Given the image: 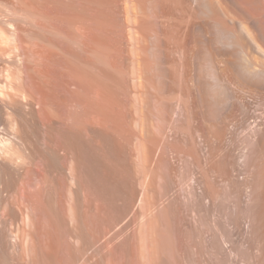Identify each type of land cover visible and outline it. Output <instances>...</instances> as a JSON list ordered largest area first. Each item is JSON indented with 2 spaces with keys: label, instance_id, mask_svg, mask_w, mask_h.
Segmentation results:
<instances>
[{
  "label": "bare ground",
  "instance_id": "bare-ground-1",
  "mask_svg": "<svg viewBox=\"0 0 264 264\" xmlns=\"http://www.w3.org/2000/svg\"><path fill=\"white\" fill-rule=\"evenodd\" d=\"M20 4L25 5L19 26L24 34L19 35L23 83L17 93L11 81L4 86L12 121L9 133L0 129V180L7 176L4 187L19 186L13 188L19 203L34 205L25 216L28 228L18 225L11 230L13 237L49 236L57 229L56 221L73 223L80 215L86 224L88 198L74 195L87 193L85 180L94 174L83 185L78 170L89 163L104 168V141H117L112 142L118 150L114 167L119 164L122 172L110 163L106 168L124 172L118 173L120 179L135 169L140 172L125 179L131 187L125 191L128 203L127 196L116 194L124 197L125 205L147 206L149 226L157 217L153 209L162 202L150 194L154 174L158 179L154 172L164 166L170 253L179 248L181 264H204L205 253L207 264H264V0ZM4 35L0 30V39ZM164 93L172 98L166 100ZM87 141H96L92 145L97 156ZM84 155L90 162L83 157L87 163L80 166ZM96 170L98 181L91 178L89 184L97 182L95 189H104L106 172L102 176ZM33 173L39 176L36 193L28 189ZM59 177L67 181L70 194L66 210H59L62 217L57 209L39 204L47 189L65 187ZM2 191L4 226V214L13 219L17 211L7 197L9 190ZM80 201L86 209L79 214ZM176 209L181 245L175 234ZM43 215L54 220L53 230L35 228L34 219ZM55 215L60 219H51ZM3 226L0 240L7 237Z\"/></svg>",
  "mask_w": 264,
  "mask_h": 264
},
{
  "label": "rangeland",
  "instance_id": "rangeland-1",
  "mask_svg": "<svg viewBox=\"0 0 264 264\" xmlns=\"http://www.w3.org/2000/svg\"><path fill=\"white\" fill-rule=\"evenodd\" d=\"M23 1L20 0V2H23ZM20 2L18 0H0V30L2 32H4V34H5L3 36L4 38L0 39V129L1 128H7V130L3 131L6 134L9 133L8 128L10 127L12 117H10L8 114V110H7V106H6V103L8 100L4 95V92H5L4 86H5V83H9L11 81L10 82L11 85L15 84V85H13L14 87L13 86L12 87L14 89H16V91L15 90L14 91L17 93V91L19 90L18 87H20L23 83L22 82V76H21V75H23V74H21V70H22L21 67H23V61H22L23 57L21 56V54L23 53V50H22L23 48L21 49V46H22L21 41L22 40L20 41V38H23L24 34L22 33L23 30L21 29L22 30V32H21L20 28H23L22 27L23 26V21H22L23 15L22 14L24 13L23 12L24 9H22V8L23 7L25 8V5H22L23 6L22 7L21 4H23V3L20 4ZM20 25H22V26L19 27ZM19 35H22L23 37H21ZM20 49L22 51H20ZM19 51H20V53L21 52L22 53L20 54ZM16 52L19 55H16ZM20 60L22 63L20 62ZM18 76H20L21 79ZM14 91L12 89V92H14ZM167 94L168 93H166V94L164 93L163 97L166 100H170L172 97L169 94L168 95ZM17 118H19V117H17ZM95 142L96 141H89V142L87 141V144L90 145V147H91L90 149H93V151L95 149V145H92V144H95ZM104 142H105L104 145L107 142H108V144L110 142L109 146H108V144H107V146L106 145L104 146L106 148V149L104 148V153H105L104 155H106L108 157L107 158L106 156H104L106 158L104 160L105 161L108 160L107 161L108 163L107 162L104 163V165L106 164L105 167L100 169V168H98V166H95L94 163H89L90 159L87 160V157H85V155L82 156V158L80 160L81 161L80 166L86 165L87 162L85 164H83L84 160H82L83 157H85L84 159L87 160L89 163V165L87 164L88 166L86 165L87 167L83 166V167H85V169L89 167L90 169L89 168L88 169L91 170V167H92L94 169L93 171L95 173L98 172L96 169H99L100 174H101L100 170H102V174H103L102 176H104V172H106L105 173L106 176H104L105 178L107 177L106 178L107 181L104 179L106 184L103 182V186L106 188H104V189H103V187L98 188L99 185L97 184L96 181H94V182H96V184H94V182H93V184L98 186L97 187L98 190H97V188L95 189L96 186H94V185H93L94 186V188H93V186L90 185V184H92L91 178L93 179L94 178L93 176L94 175L96 176V174L94 172H92V170H91V172H89L88 169H86L88 171V173H87L86 170L81 169L83 167L79 166L80 168L78 167L79 168V170H78L79 174L78 175L79 176L82 175V176L81 177L78 176V179L80 182L83 180L82 181L83 183L86 181L85 183L88 184V187L86 188L87 185H85V183L83 184L81 182L83 185H85V191H87V193L85 191H84L85 193H83L81 191L79 194L77 193L75 195L73 193L74 198L80 197L81 199H82V196L86 194L85 196L88 199H86L87 202L85 204H87L86 206L90 205V208H89V206L83 207L84 202L80 201L79 203L82 206L77 208V212L80 214L81 210H83L85 207L88 208L87 209V212H88L87 217H89L90 219L87 220V223L90 224V222H91L90 226L87 223H86L87 224L86 225L85 222L82 220V218H79L81 215L78 216L77 220L74 221L73 223L69 222V221H63V220L56 221L57 218L60 219L59 217L56 216L57 213L59 214V216H61L60 215L61 212L59 210H63V209L66 210L65 207H67V205L69 204L68 202H70V200L67 201L68 199H70V194L68 193V191L66 189L67 188L66 187L67 181H65V183H63L62 182L63 179H60L61 177H59V179L61 180L60 183L65 184V187L60 186L61 187L60 191H59V188H60L59 186H58L59 188L57 187L56 189L55 188H49L50 190L47 189L46 191H44V193H46V194L43 195L39 201V204L40 203H42L44 205L46 204L47 206H51L52 209H54V210L57 209L56 210L57 213H56V211L53 210V212L56 214L55 215L56 218L51 217V219L52 218L55 219L56 224L53 223L54 220H51V222L53 223V226H52L50 219L48 221V217L46 218L44 215H43V217H41V219L36 218L37 220L34 219V221H33L34 223L36 222L35 223L36 229L41 230V229H43V227L45 228V226L49 227L48 229H50V226H51L52 227L51 230H53V227H55V225H56L55 228H57V229L54 228L56 231L53 230L52 233L49 234V236H47V235L45 236V234L44 235L43 234L36 235L34 238H32L30 240L27 236H24L25 240H24V237H22L21 239H19L17 237L18 240H16V238L13 237L14 235L11 233V230H13V229L15 230L16 229L15 227H17L18 225L19 226L24 225V226H26V228H28V226L26 224L27 221H25L27 218L25 219V216H28L27 215L28 212L30 213L31 207H33L34 202H25L23 204L20 201V203H19V200L16 199V197H18V196L14 190L16 188V191H17V189L19 188V186H18L19 184L16 185L18 187L13 186L10 189H7L4 187V183H5V180H7L5 178H8V177L5 176V178L3 180L2 179L0 180V190H1V188H3L2 190L5 189V191L7 192V190L11 191L14 188L13 189L14 195H13L12 191L11 192L8 191L9 195L7 197L11 201L10 204L12 206H14V209H16V211H17V217H15L13 219H11L12 217L9 214L7 216H6V214H4L5 218L2 217L3 221H4V219H6L7 225H6V223L4 226L0 224V227L3 226V229L5 230L7 237L0 240V241H3L2 243H0V256L2 257V258L0 257L1 258L0 264H38V263L39 264H43V263L44 264L45 263L46 264H82V263L83 264H172V263L173 264H181L182 256L180 255L181 254V251H179L180 249L178 248L176 251H172L170 253L171 245H170V239L168 236L169 235L168 234L169 233L168 232L169 226H168V223L165 221L167 219L166 217L169 214V208L164 209L166 206L165 204L167 202V200H166L167 194L164 192V190L166 191V187H167V178H166L167 176H166V172L163 168L164 166L161 167L160 170H159V168H157L156 171L154 170L155 171L154 173L158 174V179H156L157 175L154 174V176H155L153 178L154 185L152 184L154 186L153 187L154 189H153V191H151L150 194H152L155 199H158V200L161 199L162 202L161 201L160 202L162 204L160 203L159 205H157L158 207L153 209L154 212L156 213L157 217L159 214V218L155 217V219L151 222V224H152L151 225L152 227H151V226H149V223H148L149 221L147 218L148 217L147 213L149 212V208L147 206L140 205L139 203H137L134 205L135 207L133 205H132L133 206L132 207V206H129V204H127L128 203V196H127V192H125V191H127L126 189H129L131 187H129L130 184H128V183L126 184L127 180H125V179L127 178V176L129 177L130 174H132V173H129L132 170L129 169L131 171H129V170L126 171L125 175L127 174V172L129 174L126 177H124V175H123L122 177L124 179L123 178L120 179L119 177L122 174H124V172L121 174L122 170L120 169V167H118L119 164L117 165L116 168H119L121 170V172H119V169L116 172V170L114 171L113 169L106 168L109 166L112 167V165L114 167L117 164V162H116V161H118L117 160L118 155H116V153L118 152L117 143L112 144V142H117V141H112V142L111 141H104ZM148 142L150 143L152 141H148ZM136 143H137V141L135 143H133V145L134 144L136 145ZM115 145H116V147H114ZM135 145H134V147H135ZM92 146L94 148H92ZM111 147L114 149V152L112 151L113 149ZM90 149H88V151H86V153L91 152V154H92V151H89ZM109 149H111V151ZM107 152H109V153H107ZM111 152H113V153H111ZM93 154H95L97 156V153H95V151L93 152ZM93 154L90 156L95 157ZM86 156H89V155L86 154ZM116 157H117V159L115 160ZM112 158H114V159H112ZM95 159H97V157H95ZM94 160H91V162ZM111 160H113V162ZM109 163L112 165H107ZM0 164H1V159H0ZM90 164H93V166ZM82 170H84L85 172H82ZM103 170H105V171H103ZM135 170H136L135 172H138L137 169H135ZM109 171H112V172H109ZM85 173H87V174H85ZM89 173H91V174L93 173L94 175L93 176L91 175L92 176L91 177L89 175ZM118 173L120 174L119 177H118V175H119ZM134 173L132 175H135ZM138 173L140 174V172H138ZM113 174H114V176H113ZM161 174H163V175L161 176ZM88 175H89L90 179L87 178ZM98 175L99 174H97V176ZM36 176H38V174L37 175H36V173L32 174V182H31V185L28 187L29 191H32L35 193L38 190L39 185H40L38 180H37L38 178ZM112 177L113 178L114 177L119 178L120 183L119 182L118 183L121 186H117L118 183H116V181H118V179L114 178V180H113ZM84 179H86V180L84 181ZM94 180H97L96 177L94 178ZM122 181L125 184H123ZM165 181H166V183L163 185V183ZM107 182L110 185H108ZM111 183H113V185H115V186L112 187ZM56 185H60V184H56ZM122 186L123 187L125 186L124 187L125 189L122 188ZM63 187L67 192L63 189ZM107 187H112L113 189L112 188L109 189ZM115 187H117L118 189H116ZM126 187H128V188H126ZM119 188L124 191L122 194L119 192V190H120ZM34 189H36V190H34ZM51 189H53L54 191L57 190L56 193ZM99 189H101V190H99ZM2 190H1L0 194L3 192ZM62 190H64V191L62 192ZM128 191H131V190L129 189ZM47 192H49V193H47ZM116 193L118 195L124 194L123 195L124 197L127 196V198L125 197V199L127 200V203H126L127 205H125L124 197L118 196ZM128 193L130 194V192H128ZM66 195H67V197H66ZM60 196H61V198H60ZM77 196H79V197H77ZM156 197H158V198H156ZM129 198H130V195H129ZM89 202H91V204H89ZM19 204H21V206ZM56 204H57V207H56ZM4 205H5V203H3L1 198H0V215H1V213L3 214L5 211ZM53 205H55V206H53ZM58 205H59V208H58ZM96 207H98V208H96ZM129 207H131V208H129ZM177 207H179V205H177L176 208ZM176 210H177L176 215H177V213L179 215H177L178 220H177L176 224L178 227L175 225V228H177L175 234H176L177 238L179 239L178 240L176 238L178 240L177 243H179L181 245V242H179V241H181V235H182L181 229H180L181 224H180V219H179L180 218L179 217L180 212L178 209H176ZM160 217H161V219H160ZM158 219H160V220H158ZM60 221L65 223V225L63 223L61 224ZM57 223H59L60 227L57 226L58 225ZM62 225H64V226H62ZM33 227L34 226L32 224V228ZM35 228H33V229H35ZM151 230L154 232V235H153V232ZM149 233H152L151 236H149ZM94 234L95 235L97 234L99 238L95 239ZM151 237L152 238L155 237L153 239L155 240L154 242H156L157 246L154 245L153 241H152L153 243L150 244L151 243V241H150ZM156 238L158 239V241L156 240ZM17 243H19V245ZM22 245H24L25 249L24 248L22 249ZM4 246H6V247H4ZM151 246H153L154 249H151V248H153ZM2 247H3V249H2ZM41 249L43 251H41ZM45 250L48 253H46ZM40 251H41V253H40ZM151 251H153L154 255H151V253H152ZM154 251H157V252H154ZM155 253H157V254H155ZM41 254H43L42 257L44 258V261L41 260V258H42ZM49 255L50 256L52 255V256L50 257ZM203 263L204 264L208 263V255L206 253L203 256Z\"/></svg>",
  "mask_w": 264,
  "mask_h": 264
}]
</instances>
